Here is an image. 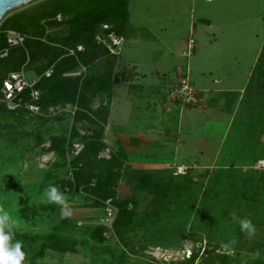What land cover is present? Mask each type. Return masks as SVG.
Instances as JSON below:
<instances>
[{"label": "rangeland", "instance_id": "rangeland-1", "mask_svg": "<svg viewBox=\"0 0 264 264\" xmlns=\"http://www.w3.org/2000/svg\"><path fill=\"white\" fill-rule=\"evenodd\" d=\"M41 1L32 0L8 10L0 23ZM129 11L130 26L124 31V45L118 56L123 64L121 68L129 70L134 67L137 74L158 72L159 76L165 74L170 79L188 71L191 83L198 88L221 89L229 81H234L235 86H243L264 41V0H129ZM47 33L51 37H60L66 33V28H51ZM190 38L195 40V49L188 58L183 52ZM70 49L65 48L67 54ZM112 61V58L104 56L88 66L79 64L64 76L97 75L109 70ZM41 65L43 60L28 62L26 59L18 71H23L28 78L34 77L32 80H39ZM115 65L111 67L113 72ZM246 85L239 95L216 92L210 96L204 92L210 96L209 107L213 108V113L219 121L224 120L219 128L223 131V138L214 152L205 150L206 156L200 154L195 159L197 168L180 166L184 169L182 173L176 172L170 164L142 169L161 177L164 172L173 171L201 184L202 189L189 214L178 210L181 204L173 209L170 206L169 212L163 208L159 212L160 218L152 216L153 219L149 220L146 214L151 210L152 195L136 188L135 179L130 174L135 169L127 167L118 182L117 194L119 199L136 198L138 216L134 229L121 237L112 227L103 245L92 243V228L104 226V204L89 206L87 199L91 197L84 193L67 194L65 197L68 199L59 213L50 218H40L34 224L24 222L19 217L20 207L50 201L46 193L50 185L55 186L50 177L56 157L53 153L43 152V149L49 146L50 136L72 126L75 107L70 106L57 107L59 111H43L38 115H12L0 110V210L10 214L16 221L13 229L20 233L45 235L55 232L75 239L78 245L72 253L76 255L71 253L68 256L74 260L73 264H159L160 261L180 258L185 249H197L202 245L232 255L264 258V179L260 178V173L264 175V133L249 124L251 120L259 119L257 116L249 122L239 116L245 107L243 92ZM201 111L194 109L199 118L203 116ZM209 120V127L193 132L196 145H215L217 134L213 130L218 127L214 126V120ZM78 127L81 135L89 133L84 123ZM39 138L43 142L36 146ZM108 155L101 153L104 158ZM235 159L239 161L236 169H239L241 177L253 175L258 179V190L250 184L240 185L236 178H229L226 182V175L219 180L211 179L219 167H228ZM70 160L69 156L67 162ZM260 161L263 164H259ZM68 165L67 170L66 167L55 169L58 178L68 175V170H71ZM131 208L132 203L129 205ZM234 215L241 220H250L256 229L255 235L249 236L242 231L238 220L233 219ZM169 217L174 220H168ZM183 225L185 236L181 238L178 232L181 231L179 226ZM167 246L179 248L166 249ZM36 251L37 245L33 244L32 254ZM62 256L64 254L46 250L43 257L27 259L21 264H55Z\"/></svg>", "mask_w": 264, "mask_h": 264}, {"label": "trees", "instance_id": "trees-1", "mask_svg": "<svg viewBox=\"0 0 264 264\" xmlns=\"http://www.w3.org/2000/svg\"><path fill=\"white\" fill-rule=\"evenodd\" d=\"M128 2L129 0H43L31 8L8 16L0 23V52L8 47L7 39L10 31L18 32L25 37L22 45L10 47L8 55L4 58L0 57V67L3 68V73L0 74V85L10 72L18 71L26 59L28 62L43 60V65L39 68L41 77L35 85L41 91L38 104L42 112L47 111L48 107H75L70 129L50 136L49 146L43 149V152L53 153L56 157L53 164L55 168L50 178L53 179L54 185L62 194L63 200L59 203L49 201L39 205L31 204L20 207L18 209L19 217L27 224H34L40 218L47 219L58 214L60 207L68 199L65 197L67 194L84 193L92 198L87 199L89 206H100L102 202L104 204L105 200L113 199V203L117 207L113 229L118 236L121 237L122 234L135 227L138 216L136 198L132 196L119 199L117 194L118 182L125 175L124 153L122 149H118L114 153L110 151L108 158L101 157V153L107 149L103 139L110 114L113 88L126 76L112 70L118 56L109 55L104 47L94 40L98 32L104 33L108 29H113L118 34L124 35L128 24ZM58 14L63 20L56 19ZM56 27H65L66 33L60 37L49 36L47 30ZM77 45H82L84 50L75 55L67 54L65 48L75 49ZM104 56L113 59L112 68L110 67L109 70L97 75L64 76L65 73L75 70L79 64L88 66ZM50 68L52 69L51 73L46 76L45 72ZM228 93L239 95V92ZM243 97L245 107L240 111L239 116L245 117L247 122L257 116L256 118L259 119L255 122L251 120L249 124L260 129L263 134L264 41L251 69ZM0 110L9 112L2 106H0ZM9 113L12 115L31 114L24 109ZM80 123L86 125L85 130H88L89 133L80 134L78 127ZM42 142V139L39 138L36 146ZM67 142L70 143L67 144ZM75 142L83 145V149L76 156L69 153V148ZM69 156L71 160L67 162ZM237 163L239 161L235 159L232 165L219 167L211 179L219 180L226 175V182L229 178H236L240 185L250 184L254 186L255 190H258V179L253 175L241 177L240 171H237L239 169H236V166L239 165ZM67 165L71 169L68 170V175L58 178L55 169L66 167L67 170ZM164 173L165 175L162 177L147 170H133L130 173L135 179L136 188L152 195L151 210L146 212V217L149 220L153 219L152 216L160 218L159 212L163 208L169 212L170 206L173 209L174 206L176 208L181 204L182 206L178 207V210L189 214L202 189V185L193 182L189 176L178 175L173 171ZM262 174L260 173V178L263 181L264 175ZM131 203L133 208L129 209ZM171 219L173 218L169 217L168 220ZM183 227L185 225L179 226L181 231L178 234L181 233V238L185 236ZM104 230L103 225L92 228L90 239L94 245L99 246L106 242L107 238L103 236ZM12 231L14 235L10 243L22 242L23 261L43 257L46 250L61 254L72 253L78 245L75 239L55 232L45 235H27L15 229ZM33 244L37 245L35 254H32ZM165 248L179 247L167 246ZM159 264H264V258L232 255L227 251H216L202 245L197 249L191 248L189 258L168 262L160 261Z\"/></svg>", "mask_w": 264, "mask_h": 264}, {"label": "crops", "instance_id": "crops-1", "mask_svg": "<svg viewBox=\"0 0 264 264\" xmlns=\"http://www.w3.org/2000/svg\"><path fill=\"white\" fill-rule=\"evenodd\" d=\"M130 18L128 2L127 28L130 26ZM202 21L210 22L207 19H202ZM115 64L114 72L124 73L126 78L113 88L110 114L104 129L103 140L107 145L104 153L109 154L110 151L114 153L118 149H122L125 156V168L131 167L135 170L160 167L161 165L166 167L168 164L174 169L191 165L197 168V165L194 164L195 159L199 158L200 154L203 157L206 156L207 151L214 152L219 141L223 138V131L219 128L224 124V120L220 119L222 121H219L211 110L213 108L209 107L210 96L216 92H240L248 81L247 78L243 86L240 87L235 86L234 81H229L224 88L216 90L198 88L193 83L200 92L203 102L199 107H188L168 103L165 100L168 83L172 82L176 76L170 79L165 74L159 76L158 72L154 74L152 71L149 74H137L134 67L129 70L122 69L123 64L118 60V57ZM228 76L232 78L230 72H228ZM25 77L27 76L25 75ZM33 78L27 77L28 80ZM204 92L210 96L204 95ZM194 109L202 110L204 116L202 121L199 120L203 116L199 118ZM210 118L214 120V126L218 127L213 130V133L217 134L214 140L215 145L211 147L208 144L196 145L193 140V132L196 129H202V127H209ZM72 254H64L62 258L56 260L55 264H71L74 260L69 259L68 256Z\"/></svg>", "mask_w": 264, "mask_h": 264}, {"label": "built area", "instance_id": "built-area-1", "mask_svg": "<svg viewBox=\"0 0 264 264\" xmlns=\"http://www.w3.org/2000/svg\"><path fill=\"white\" fill-rule=\"evenodd\" d=\"M56 19L60 21L61 15H57ZM24 36L18 32L10 31L7 39L8 47L0 52V57L4 58L8 55L10 47L22 45ZM94 40L97 44L102 45L109 55H119L124 43V37L118 34L113 29H108L106 32H98ZM195 49V40L190 38L186 41L185 51L183 54L188 58L193 54ZM84 47L77 45L75 49H70L69 55H75L82 52ZM51 71L46 72V76H49ZM38 79L28 80L23 71L10 72L5 79L1 81L0 85V106L4 107L9 112H14L20 109H24L31 114H40L42 109L38 104L41 96V91L35 87ZM168 88L165 93V100L168 103H175L181 106L199 107L201 106L203 99L200 92L191 83L189 79V72L184 75L176 76L174 80L168 83ZM57 107H48L47 112L54 113L59 111ZM83 149V145L79 142H75L69 148V153L76 156ZM259 164H263L262 161ZM177 167V172L182 173L184 169ZM104 227L103 236L108 238L110 231H112L113 222L117 213V207L113 203V199H107L104 201ZM180 254V258H172L170 260H164L166 262L171 260H178L181 258H189L191 256V249H185Z\"/></svg>", "mask_w": 264, "mask_h": 264}, {"label": "clouds", "instance_id": "clouds-1", "mask_svg": "<svg viewBox=\"0 0 264 264\" xmlns=\"http://www.w3.org/2000/svg\"><path fill=\"white\" fill-rule=\"evenodd\" d=\"M46 195L53 202L59 203L63 200L62 194L55 186L50 185ZM233 219L238 220L242 231H246L249 236L255 235L256 229L250 220H241L235 215ZM15 224L16 221L7 211L0 210V264H21L24 259V252L21 250L22 242L10 243L14 235L12 230Z\"/></svg>", "mask_w": 264, "mask_h": 264}, {"label": "water", "instance_id": "water-1", "mask_svg": "<svg viewBox=\"0 0 264 264\" xmlns=\"http://www.w3.org/2000/svg\"><path fill=\"white\" fill-rule=\"evenodd\" d=\"M29 1L32 0H0V20L8 10L19 7Z\"/></svg>", "mask_w": 264, "mask_h": 264}]
</instances>
